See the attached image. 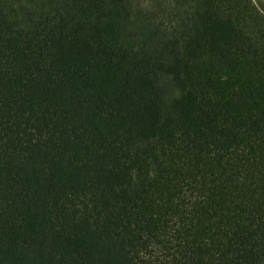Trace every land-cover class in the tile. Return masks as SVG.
I'll list each match as a JSON object with an SVG mask.
<instances>
[{"label":"trees","instance_id":"16d2710c","mask_svg":"<svg viewBox=\"0 0 264 264\" xmlns=\"http://www.w3.org/2000/svg\"><path fill=\"white\" fill-rule=\"evenodd\" d=\"M0 264H264V2L0 0Z\"/></svg>","mask_w":264,"mask_h":264},{"label":"rangeland","instance_id":"374dc122","mask_svg":"<svg viewBox=\"0 0 264 264\" xmlns=\"http://www.w3.org/2000/svg\"><path fill=\"white\" fill-rule=\"evenodd\" d=\"M254 2H258V0H253ZM260 1H262V2H264V0H260Z\"/></svg>","mask_w":264,"mask_h":264}]
</instances>
